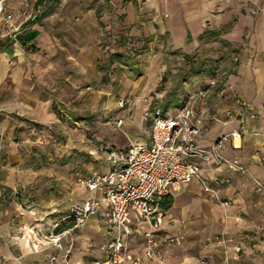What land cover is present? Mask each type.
Listing matches in <instances>:
<instances>
[{
  "label": "rangeland",
  "instance_id": "374dc122",
  "mask_svg": "<svg viewBox=\"0 0 264 264\" xmlns=\"http://www.w3.org/2000/svg\"><path fill=\"white\" fill-rule=\"evenodd\" d=\"M35 4L22 1L25 10L13 16L18 29L2 39H11V53L0 119L14 125L22 164L38 174L8 196L38 207L40 227L33 229L40 234L68 216L81 189L77 173L86 176L109 147L125 150L145 131L146 111H174L216 64L226 71L237 49L211 37L204 50L183 56L147 33L141 19H128L124 0ZM73 226L67 220L59 231ZM188 241L194 249L202 242Z\"/></svg>",
  "mask_w": 264,
  "mask_h": 264
},
{
  "label": "crops",
  "instance_id": "0c3cea01",
  "mask_svg": "<svg viewBox=\"0 0 264 264\" xmlns=\"http://www.w3.org/2000/svg\"><path fill=\"white\" fill-rule=\"evenodd\" d=\"M22 1L7 0V11L14 16L24 9ZM40 1L36 0L35 5L40 6L46 0ZM126 3L128 19H141L147 33L161 35L165 45L183 56L204 50L211 37L220 38L225 46L237 49L229 58L218 86L210 89L205 100L209 108L205 118H213L206 120L207 129L199 137L202 148L211 147L220 136L240 130L242 125L237 117L241 108L237 99L253 104L256 113L255 118H247L243 125L247 131L243 138L233 142L229 138L222 143L221 153L227 158L240 159L247 168L245 174H230L229 183L216 185L214 178L226 176L227 172L208 163L202 164L204 177L225 205L207 195L198 181L183 185L171 195L173 205L163 225V233L180 236L182 243L166 245L162 249L164 261H145L144 264H220L224 255L212 241L221 233L233 240L228 249L231 264H264V188L256 184V181L264 184V0H130ZM1 21L0 18V25ZM17 23L13 19V27L0 32V85L9 74L11 53V39L6 42L2 39L10 34L9 31L18 29L21 22ZM218 67L217 64L213 67L210 77L215 75V70L219 71ZM210 77L188 86L184 94L195 93ZM204 107L201 103L198 110L202 112ZM228 112L233 114L231 118H228ZM145 118V131L125 150L107 148L101 162L87 167L86 176L77 173V180L94 172H109L111 165L106 156L111 150L125 152L132 144L146 138L150 120ZM14 136L15 127L11 121L0 119V193L3 194L0 201V264H63L67 251H70L71 264H85V260L93 264L101 259L104 256L102 244L110 238L105 202H102L101 211L84 225L68 227L73 230L63 240L64 251L52 244L43 246L42 238L48 232L31 236L41 245L40 250L33 249L29 230L40 227V221H36L41 219L40 210L38 207L24 208L16 201L17 197L16 200L9 199L8 195L33 184L38 174L23 166ZM78 184L81 189L78 197L72 198L71 205L82 204L93 196L103 199L101 193L89 192L84 185ZM76 228L80 232L75 231ZM190 238L202 242L194 249L190 247ZM183 245L184 248H180ZM142 251V238L139 237L133 242L130 254L139 255ZM53 255L58 256L56 262L50 261Z\"/></svg>",
  "mask_w": 264,
  "mask_h": 264
},
{
  "label": "built area",
  "instance_id": "2783aa9c",
  "mask_svg": "<svg viewBox=\"0 0 264 264\" xmlns=\"http://www.w3.org/2000/svg\"><path fill=\"white\" fill-rule=\"evenodd\" d=\"M7 0H0V32L13 27V14L6 9ZM219 72V74H218ZM223 73L215 70L203 87L193 94H188L179 107L170 113L154 115L146 111L150 120L146 138L132 144L125 152L111 150L106 161L111 165L107 173L94 172L87 177H80L78 182L89 192L101 193L102 200L93 196L82 204L73 203L68 216L56 222L53 228L42 238L43 246L54 245L64 251L63 240L71 234L72 228L59 231L69 220L73 227L84 225L87 220L97 215L106 203V220L109 224L110 238L102 244L104 256L93 264H144L145 261H164L162 249L168 244L180 245V236H168L163 233L167 212L162 207L163 200L179 191L183 185L198 181L207 195L224 204L217 190L207 182L202 173V164L208 163L217 169L227 172L226 176L214 178V184L224 185L230 182V174H245L247 168L238 158H227L221 153L222 143L229 138L232 142L247 134L243 126L247 118H255L253 104L237 99L241 108L238 120L242 127L229 135L220 136L209 148H202L198 141L203 130L207 129L206 120L208 107L206 98L210 89L216 88ZM204 104V111L198 106ZM124 102H121V107ZM233 114L228 112V118ZM236 118V119H237ZM120 124L123 121L119 122ZM260 188L264 184L256 181ZM34 229L29 230V242L34 250L41 249ZM142 238V254L132 255L130 250L137 238ZM233 240L224 233L215 236L212 243L223 253L220 264H231L228 256L229 245ZM41 242V240H40ZM70 248L72 245L69 246ZM58 256H51L50 261L56 262ZM63 264L70 263V251L63 256ZM204 263V262H203Z\"/></svg>",
  "mask_w": 264,
  "mask_h": 264
},
{
  "label": "trees",
  "instance_id": "16d2710c",
  "mask_svg": "<svg viewBox=\"0 0 264 264\" xmlns=\"http://www.w3.org/2000/svg\"><path fill=\"white\" fill-rule=\"evenodd\" d=\"M42 1H44V0H41L40 2H42ZM47 1H50L51 3H56V2H59L60 0H47ZM128 1H130V0H124V2H128ZM48 13H44L43 14V16L44 15H47ZM25 43V42H24ZM187 95H185V96H183V98L180 100V105H181V103H182V101L185 99V97H186ZM167 107V106H166ZM165 107V108H166ZM157 111H159L161 114H163L162 112H161V108H158V109H156V110H154V111H151V110H149V112L151 113V114H155ZM172 205H173V197L171 196V195H169V196H167L164 200H163V202H162V207L166 210V211H168L171 207H172Z\"/></svg>",
  "mask_w": 264,
  "mask_h": 264
}]
</instances>
